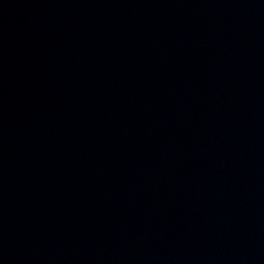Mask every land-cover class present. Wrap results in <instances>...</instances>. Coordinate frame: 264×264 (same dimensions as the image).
Returning a JSON list of instances; mask_svg holds the SVG:
<instances>
[{"label": "water", "instance_id": "water-1", "mask_svg": "<svg viewBox=\"0 0 264 264\" xmlns=\"http://www.w3.org/2000/svg\"><path fill=\"white\" fill-rule=\"evenodd\" d=\"M0 264H264V0H0Z\"/></svg>", "mask_w": 264, "mask_h": 264}]
</instances>
